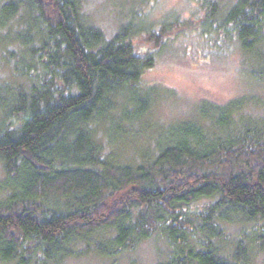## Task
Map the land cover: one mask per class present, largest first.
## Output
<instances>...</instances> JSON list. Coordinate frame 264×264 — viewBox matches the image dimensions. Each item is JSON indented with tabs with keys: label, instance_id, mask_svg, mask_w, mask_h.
Here are the masks:
<instances>
[{
	"label": "trees",
	"instance_id": "obj_1",
	"mask_svg": "<svg viewBox=\"0 0 264 264\" xmlns=\"http://www.w3.org/2000/svg\"><path fill=\"white\" fill-rule=\"evenodd\" d=\"M220 2L195 0L190 16L148 29L130 22L108 38L82 0H0L1 60L16 79L0 86V262L133 254L154 237L168 248L159 264L259 259L264 105L255 96L203 100L136 165L118 163L96 137L102 126L107 143L138 131L160 96L143 76L173 33L199 37L207 54L244 55L264 85V0H235L225 12ZM143 30L156 49L135 42Z\"/></svg>",
	"mask_w": 264,
	"mask_h": 264
},
{
	"label": "rangeland",
	"instance_id": "obj_2",
	"mask_svg": "<svg viewBox=\"0 0 264 264\" xmlns=\"http://www.w3.org/2000/svg\"><path fill=\"white\" fill-rule=\"evenodd\" d=\"M234 2L235 0H221L222 11L225 12ZM195 8V0H82L85 16L108 38L113 37L122 26L130 22L148 29L150 26H158L162 21L190 16ZM140 14L145 16L137 17ZM178 29L182 32L179 27H175L174 32ZM164 41L167 42L166 47L156 50L155 67L143 76V83L158 86L160 96L156 97L150 112L139 124L138 131L128 136L123 143H107L105 133H102L103 126L97 127L100 129L96 133L97 140L106 145L120 164L136 165L155 156L160 150V144H167L170 140V127L180 121L196 118V112L203 100L225 104L237 97L253 95L264 105V85L257 88V82L253 80L256 78L251 74V65H241L242 60H245L244 55L207 54L208 45L193 34L182 37L173 33L165 37ZM135 42L142 50L156 49L155 40H148L144 30ZM258 67L261 69L264 65L259 64ZM244 70L247 71L245 74ZM15 81L11 67L1 60L0 53V86ZM262 108L264 115V107ZM249 111L255 115L258 109ZM259 112L261 114V110ZM4 180L0 164V199L6 194L1 189ZM231 230L234 232L236 228ZM112 236V231H106L102 239ZM100 238L95 237L97 240ZM167 249L161 239L154 237L133 254L100 257L92 252L87 257L69 258L63 264H159L167 259ZM253 264H264V253Z\"/></svg>",
	"mask_w": 264,
	"mask_h": 264
}]
</instances>
